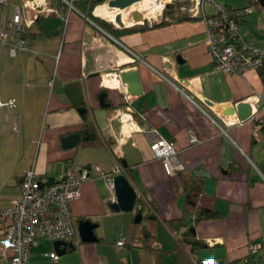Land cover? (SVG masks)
<instances>
[{"label": "crops", "instance_id": "obj_1", "mask_svg": "<svg viewBox=\"0 0 264 264\" xmlns=\"http://www.w3.org/2000/svg\"><path fill=\"white\" fill-rule=\"evenodd\" d=\"M212 1L232 9L249 5V0ZM174 2L193 5L192 0ZM29 6V0H8L0 7L9 16L17 7L31 11L26 37L30 50L18 57L7 49L0 53V100H16L15 107L0 108V209L18 196L31 169L45 182L85 166L111 172L122 165V147L129 138L142 157L130 170L131 183L145 206L139 224L135 219L141 204L130 213L112 210L115 191L94 172L95 180L82 186L71 211L75 220L98 224L99 241L82 244L73 238L68 242L75 249L55 261L47 255L55 252L54 244L39 237L28 264H198L206 258L239 262L248 258L252 244L261 246L254 259L264 264V84L258 71L230 75L216 70L206 25L193 15H183L192 20L177 21L176 13L167 12L165 25L142 29L143 24H129L125 28L132 30L116 38L87 21L82 10L69 13L58 0H49L55 13L37 16ZM253 9L239 30L248 42L264 48V10ZM204 12L212 16L217 10L205 3ZM109 69H137L142 95L130 96L118 74H105ZM113 79L118 85L108 84ZM103 92L110 108L101 106ZM246 102L253 105V116L227 127L225 120L239 118L234 111ZM84 113L99 139L81 138L76 147L64 149L62 139L81 136ZM124 117L132 127L127 135ZM151 134L174 143L185 173L203 183L199 207L219 215L195 223L192 236L181 237L168 226L182 218L186 184L168 176L154 157ZM192 134L198 143L191 144ZM124 237L126 244L118 247ZM1 238L0 264H8L10 252ZM181 238L203 246H184Z\"/></svg>", "mask_w": 264, "mask_h": 264}, {"label": "built area", "instance_id": "obj_2", "mask_svg": "<svg viewBox=\"0 0 264 264\" xmlns=\"http://www.w3.org/2000/svg\"><path fill=\"white\" fill-rule=\"evenodd\" d=\"M58 1L67 6L69 13L79 12L76 7V2L79 0ZM109 1L104 0V4L97 7L108 6ZM153 1L159 7L154 19L161 22L164 18V11L174 0ZM192 2L193 5L189 8V12L194 17L202 18L206 25L208 51L216 70L230 75H243L251 70L258 71L263 66L264 48L248 42L239 30V20L251 14L253 8L230 10L214 4L212 0H192ZM205 3L213 4L217 10L216 14L206 15L204 12ZM29 4L30 9L37 11V16L57 12L49 7V0H34L29 1ZM7 5L8 0H0V7ZM30 13L31 11L24 12L20 7H17L12 16H9L4 8L1 10L0 53L2 49H7L11 57H18L30 50L29 41L25 37L31 28ZM82 16L90 21L87 16ZM148 20L150 21V19ZM65 22L67 23L68 20L66 19ZM114 24L118 27L116 23ZM15 106V99L6 103L0 100V108ZM130 118L132 121L131 116ZM241 123L243 121L238 117L225 120L227 127H234ZM221 129L226 133L223 128ZM150 142V149L154 157L161 160L168 176L177 177L180 172L186 169L178 157L173 142L154 136V134H151ZM190 142L191 144L198 143L194 134H192ZM94 172L99 173V177L106 181L108 189L112 192L115 191L114 177L125 174L120 164L107 173L98 167L85 166L68 170L61 179L55 180L49 185L45 184L46 182L34 169L24 174L18 196L10 206L0 209V228L3 229L1 244L10 252L8 264H28L39 237H44L52 244L57 241L68 242L75 237L76 230L71 204L80 199L82 186L95 180ZM125 244V237L116 243L118 247H123ZM260 249V245H250L248 258L239 262L206 258L201 259L198 264H261L260 261L254 259ZM47 255L55 261L59 259L55 252Z\"/></svg>", "mask_w": 264, "mask_h": 264}, {"label": "water", "instance_id": "obj_3", "mask_svg": "<svg viewBox=\"0 0 264 264\" xmlns=\"http://www.w3.org/2000/svg\"><path fill=\"white\" fill-rule=\"evenodd\" d=\"M32 1V0H29ZM141 0H110L108 6L110 9L125 10ZM259 5L264 8V0H257ZM135 18L138 23H145V14L142 11H136ZM90 20V19H89ZM115 23L121 28H125L126 25L121 20V15L118 14L115 18ZM105 74H118V80H121L126 85L127 92L130 96H140L143 93L140 74L137 69H132L128 72L118 73V69H109L105 71ZM99 73L92 76H98ZM107 93L100 94L99 99L103 108H110V104L106 102ZM86 109L81 108L80 112H84ZM242 121L249 120L253 116V105L251 103H241L236 107L234 111ZM233 112V114H234ZM80 134H72L62 139V147L64 149H72L80 142ZM142 162V157L139 149L135 146L132 138L126 139L122 147V167L133 168ZM114 188L116 201H114L110 208L117 212H133L137 205L138 192L125 174H120L114 177ZM142 219V214L139 213L135 219V223L139 224ZM98 228V224L92 220H80L78 223V233L82 243L91 244L97 243L99 238L97 237L95 230ZM194 232V229H191ZM55 252L58 256L65 255L68 249L74 250L73 244L67 241H57L54 243Z\"/></svg>", "mask_w": 264, "mask_h": 264}, {"label": "trees", "instance_id": "obj_4", "mask_svg": "<svg viewBox=\"0 0 264 264\" xmlns=\"http://www.w3.org/2000/svg\"><path fill=\"white\" fill-rule=\"evenodd\" d=\"M102 4H104V0H85V1H83V3L81 0H79L76 2V7L78 9L82 10V12L87 13L88 18L93 23L97 24L100 29L106 31L107 33H109L110 35H112L116 38H118L120 36V34L125 33V32H129L132 30L130 28H124V29L117 28V27H115L114 24L109 23L105 20H102L99 17H96L94 15V9L97 6L102 5ZM253 6H256L259 9H262V7L259 5L257 0H249V5L246 6L245 8H241V9L252 8ZM171 7H173V5H169L167 7V9L171 8ZM225 8H228V7H225ZM228 9L238 10V9H232V8H228ZM167 12H169V9L166 11V13ZM170 12L175 13L174 11H170ZM198 18H200V17H198ZM174 19L177 21H182V20H192L194 18L188 17V16L185 17L183 15H177L176 14V17ZM243 19H244V17L239 20V25ZM130 21H134V20H130ZM113 23H115V22H113ZM166 23L167 22L165 20H163L158 24L152 25V27L162 26V25H165ZM142 27H143L142 29H148L149 25L144 24V25H142ZM27 35H28V33L26 34L25 37H27ZM258 73H259L260 78L264 84V64L258 70ZM83 118H84L85 125H84V129L81 132L82 141L89 142V141L98 140L99 134H98V131H97L96 126H95L94 122L92 121V119L87 115V113L83 114ZM130 170H131V168H126L124 170V172H125V175L128 177V179L130 181H132L133 176H132ZM177 178L181 182H184L186 184V186H185V190L187 192L186 207H185V210L183 211L182 218L179 220L170 221L168 223V226L173 233L178 234L181 237L184 234L186 237H189V236H192L190 230L194 228L195 223H198L201 221L213 220V219L218 218L219 215L215 211L199 207L200 197H201V194L203 192V183L202 182H200L199 180H197L193 176H189L187 173H185V170L180 172L177 175ZM52 182L53 181L46 182L45 184L49 185ZM137 204H141V208L139 210V213H142V211L144 210L145 203L143 202V200H141V198H138ZM79 221L80 220H75V219L73 221L74 226H75V230H76L74 238H77L79 243H82L81 239L79 238L80 236L78 233ZM183 229H186V231L183 232V234H182L181 232ZM2 230L3 229L0 228V237H3ZM187 242L189 244H191L194 248L203 246L202 242L196 241L195 239H192L191 241H185L183 238H181V243L184 246H185V244H187ZM82 244H84V243H82Z\"/></svg>", "mask_w": 264, "mask_h": 264}, {"label": "bare ground", "instance_id": "obj_5", "mask_svg": "<svg viewBox=\"0 0 264 264\" xmlns=\"http://www.w3.org/2000/svg\"><path fill=\"white\" fill-rule=\"evenodd\" d=\"M158 5L154 1L150 0H141L140 2L134 4L133 6L125 9V10H118V9H108L107 6H100L97 7L95 10V15L100 17V18H105V19H110L112 22L115 21V18L118 14L121 15V20L126 25V27L130 24L133 23L136 18H135V13L136 11H142L144 14L147 13H153L155 12V15L158 13ZM146 16V15H145ZM150 18H147L148 20ZM134 20V21H130ZM108 84L111 85H118L117 80H110L108 81ZM124 121V133L127 135L132 131L131 123L128 117L123 118Z\"/></svg>", "mask_w": 264, "mask_h": 264}, {"label": "rangeland", "instance_id": "obj_6", "mask_svg": "<svg viewBox=\"0 0 264 264\" xmlns=\"http://www.w3.org/2000/svg\"><path fill=\"white\" fill-rule=\"evenodd\" d=\"M150 1H152L153 2V0H150ZM176 1H178V0H176ZM237 2H240V3H242L243 2V0L242 1H240V0H237ZM171 5H173V7H171V8H168L169 9V12L170 11H174L177 15H191V13L189 12V8H191V3H182V2H173ZM107 8L110 10V8H109V6H107ZM182 8V9H181ZM253 8V7H252ZM159 9V8H158ZM157 9V10H158ZM168 9H166L165 11H164V13H163V15L166 13V11L168 10ZM263 10H264V8H262ZM207 11H209V9L207 8ZM253 11H254V9H253ZM256 13H257V11H255V15H256ZM146 16H145V19H147V18H150V21L149 20H146L145 21V24H148V25H154V24H157V23H160V21L159 20H156V19H154L155 17H156V15H155V12H153V13H147V14H145ZM251 15V14H250ZM86 16H87V13H86ZM248 16V15H247ZM246 16V17H247ZM100 18V17H99ZM158 18V17H157ZM52 19H55L54 17L52 18ZM100 19H102V20H105V21H107V22H109V23H112V24H114L110 19H105V18H100ZM115 22V21H114ZM134 24H138V21L137 20H135L133 23H130V25H134ZM115 25V24H114ZM144 25V24H143ZM115 27H117L116 25H115ZM117 28H121L119 25H118V27Z\"/></svg>", "mask_w": 264, "mask_h": 264}, {"label": "flooded vegetation", "instance_id": "obj_7", "mask_svg": "<svg viewBox=\"0 0 264 264\" xmlns=\"http://www.w3.org/2000/svg\"><path fill=\"white\" fill-rule=\"evenodd\" d=\"M90 22H92L91 20H90ZM145 24V23H144ZM125 170V169H124Z\"/></svg>", "mask_w": 264, "mask_h": 264}]
</instances>
